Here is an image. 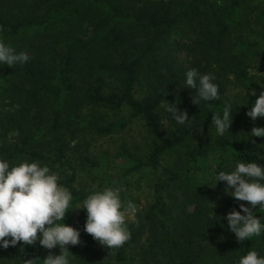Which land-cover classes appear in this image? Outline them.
I'll list each match as a JSON object with an SVG mask.
<instances>
[{
  "label": "trees",
  "instance_id": "trees-1",
  "mask_svg": "<svg viewBox=\"0 0 264 264\" xmlns=\"http://www.w3.org/2000/svg\"><path fill=\"white\" fill-rule=\"evenodd\" d=\"M1 1L11 2V0ZM131 1L140 2L139 4L147 2ZM93 2L100 7L96 12L99 14L97 17L99 29L88 40L71 35L70 29L66 27L69 20L80 17L82 12L90 13L95 8L91 0H86L87 6L83 11L78 8L83 2L67 0L46 10L39 17L34 13L17 16V14H7L0 10V40L16 51L20 52L25 47L34 45L37 39L42 38L43 32L51 35L50 44L38 45L32 49L29 54L31 63L23 67V77L32 80L31 88L27 91L30 93L27 100L43 104L44 107L51 109L52 114L46 128L30 127L27 124V116L22 112L9 114L3 129L0 130V158L6 159L10 166L27 160L28 162L40 161L42 165L47 166L69 168V174L61 178L59 183L72 192L71 207H76L89 193L81 192L76 186V169L67 159L68 143L64 138V126L66 124L70 127L77 126L82 121L81 111L86 106L91 109L128 108L131 111L128 117H120L105 126H97L96 129L99 133L108 134L122 129L132 118H142L151 128L152 148L147 158H137L126 153L132 163L121 171L123 177L142 168L152 170L161 168L167 181V185L160 183L155 185V200L146 218L151 228L158 225V230L151 234L150 241L141 249V253L147 258L144 260L147 261L140 264H221L219 257L208 259V250L222 253L231 245L234 247V255L230 263L239 261L240 257L250 250H256L264 255V234L260 237H251L248 241L241 243L228 229L227 221L224 219L234 207L240 210L239 203L249 206L248 202H237L230 195L226 197L217 195L214 202L218 205L221 214L210 215L206 207L211 191L210 184L217 182L216 173L231 170L238 162L255 161L264 164V138H251L250 135L240 133L243 125L248 127L253 121L246 113L257 97H251L247 105L232 104L231 127L234 129L232 133L218 136L213 143L190 142L189 139L194 134L211 125L213 115L223 114L225 103L220 98L208 102L201 101L198 105L193 103L192 97L184 96L177 91H170L166 97L161 79L155 77L157 70L152 65H154L156 53L162 51L160 49L162 44L168 42V37L145 45L143 51L133 59L122 61L110 59L103 50H116L119 46L124 47L130 43V34L125 31L123 22L131 20L133 16L130 13H124L122 0H93ZM152 2L159 6L162 0H152ZM199 2L205 5L207 19L219 36L224 35L232 27L244 30L253 36L252 30L241 21L242 2L240 0H230L221 5L217 1L201 0ZM185 6L178 4L176 14L168 18L164 16L165 19L160 18L155 21L157 12L153 15L145 16L144 14L143 18L147 25H158L160 21H163L166 26H169L177 21ZM142 16L135 18L142 19ZM262 17L264 18V15ZM41 27L46 30L37 33L36 30ZM254 45L259 44L254 42ZM59 47L61 50L58 49ZM242 47L232 53V60L237 59ZM257 54L259 68L264 71V46ZM145 59L148 64L145 67L148 73L144 75L149 83L148 94L138 98L134 94V87L141 78L139 69L143 67ZM7 68V64L0 66V93L12 82L15 75L14 71ZM254 74L244 62L238 64L233 71L235 80L246 88L254 84ZM107 79L116 82L115 90L106 91ZM166 101L176 103L180 110L186 111L191 123L185 125L176 123L162 106L166 104ZM163 117L172 122V127L166 129L163 126ZM88 122L89 126L95 124L91 117ZM258 127H264V117L260 119ZM15 129L18 134H8ZM3 139H8L11 146L6 148ZM253 140L255 143L252 142ZM45 144H49L50 153L38 149L40 145ZM181 145H184L181 156L172 165L161 166L162 157ZM209 174L211 177L208 181ZM216 184L221 187L226 182L221 181ZM163 189L169 192L171 197L176 196L180 191L186 194L187 199L193 203V211L187 213L184 209H180L171 217L174 218L171 221L170 203L163 200ZM71 212L72 210L68 211L65 216L64 223L67 225H70ZM254 215L264 217V209L258 207L254 210ZM81 218L86 221V212L81 214ZM187 222L194 227L198 225V231L193 237L186 236L180 242L169 236L170 231L177 229L178 226L184 228ZM128 229L131 233L130 239L123 246L111 250L117 262L135 264V258L132 254H127V248L137 244L142 234L132 225ZM95 241L90 234H87L84 238V247L89 248ZM191 248H200L202 251L192 252ZM40 250L36 243L24 245L19 242L14 247H8V255L12 260L24 264V260L41 259ZM203 250H205L204 253ZM3 252L4 248H0V264L4 261ZM51 254L59 255V246L52 249ZM69 255L71 256V252ZM38 262L40 263L39 260Z\"/></svg>",
  "mask_w": 264,
  "mask_h": 264
},
{
  "label": "rangeland",
  "instance_id": "rangeland-1",
  "mask_svg": "<svg viewBox=\"0 0 264 264\" xmlns=\"http://www.w3.org/2000/svg\"><path fill=\"white\" fill-rule=\"evenodd\" d=\"M65 1L67 0L1 1L0 10L7 14H17V16L34 13L39 17L46 10L48 11L55 5ZM73 1L83 2L78 6L81 11L87 6L86 0ZM91 1L95 8L92 7L90 13L85 14L82 12L80 17L69 20L66 27L70 29L71 35L84 40H88L99 29L97 18L99 14L96 12L100 7L93 0ZM122 1L124 13H130L133 16L131 20L123 22L124 29L130 34L131 41L124 47L119 46V49L116 50L104 49L103 53H107L108 57L114 61L130 60L141 53L145 45L158 42L163 37H168V42L162 44L160 48L162 51L156 53L153 61L154 65H152L157 70L155 77L161 79L166 97L170 91H177L190 97L195 95L196 90L185 88L184 83L185 73L192 68L197 69L200 74H213L216 77L214 82L219 86V96L223 103L231 101L232 104L247 105V101L251 97H258L260 92L264 91V71L259 68L260 62L257 54L264 46V18L262 17L264 15V0H240L242 2L241 21L252 30L253 36L236 27L230 28L224 35L219 36L217 30L207 19L205 5L199 2L201 0H162L159 6L155 5L152 0H144V3L147 1L146 4H143V2L139 4L140 2L136 3L131 0ZM207 1H217L219 5L230 2V0ZM178 4H184L186 8L184 7L181 10L175 23L169 26H166L163 21H160L158 25L146 24L147 22L143 18L144 14L145 16L147 14L153 15L157 12L158 16L155 17V21L160 18L165 19L164 16L168 18V16L171 17L176 14ZM139 15H143L142 19L135 18ZM44 30L46 29L41 27L36 31L39 33ZM254 42L259 45H254ZM50 43L51 35L43 32L42 38L37 39L34 45L27 46L20 52H26L29 55L34 47L38 45L47 46ZM241 46L243 47L237 55V59L232 60V53L241 49ZM58 49L61 50L60 47ZM16 52L19 53V51ZM242 62L246 63L250 71L255 73L253 76L254 84L249 88L239 84L233 76L236 66ZM28 63H31V61L29 60L24 65H16L13 68L8 66L7 68V70L14 71L15 75L12 82L0 93V130L3 129L7 116L17 111L27 116V124L30 127L46 128L49 125L52 117L51 109L44 107L39 102L27 100L30 95L27 91L31 88L32 80L23 77V67L30 65ZM146 66H148L147 59H145L143 67L139 69L141 78L134 87V94L138 98L148 94L149 83L144 77L148 73ZM106 83V91L116 89V82L108 81ZM130 113L131 111L128 108L96 107L91 109L86 106L81 111L82 121L77 126L70 127L67 124L64 126V138L68 143L67 159L76 169V186L81 192L91 194L94 190H102L105 187L120 190L121 199L127 209V227L132 225L142 234L137 244L130 245L127 248V254H132L135 258L134 263L140 264L147 261L144 260L147 258L141 253V249L150 241L151 234L158 230V225L151 228L146 218V214L155 200V185L157 183L167 185V181L161 168L154 170L142 168L123 177L121 171L132 163L126 153H130L137 158H147L152 148L151 128L142 118H132L122 129L108 134L99 133L96 129L97 126H105L120 117H128ZM90 117L95 122L92 126H89L90 123L88 122ZM261 118L258 117L255 121H252L248 127L243 125L240 133L249 135L251 129L259 125ZM162 122L166 129L172 127V122L169 119L163 117ZM233 130V127L230 126L226 133L230 134ZM8 134H18V131L15 129V131H10ZM217 137L215 128L210 125L205 130H200L194 134L189 141L194 144H206L213 143ZM3 142H5L4 146L6 148L11 146L8 139H3ZM38 149L50 153L49 144L40 145ZM183 150L184 145H181L166 153L161 159V166L172 165L181 156ZM48 167L58 173L60 179L70 172L67 167L56 165ZM210 177L209 174L208 181ZM226 187V184L221 187H218L214 182L210 184L211 191L206 202L210 215L221 214L214 199L217 195L228 196L229 194L225 191ZM162 195L163 200L170 203V218L180 209H184L187 213L193 211V203L187 199L188 196L183 192L180 191L176 196L171 197L169 192L163 189ZM81 203H78L76 207L80 206ZM83 212H86V210L73 209L71 212L70 226L78 229L81 233L79 244L67 246L69 252H71V264H122L115 260L112 250L102 246L98 241H95L87 249L84 247V238L87 233L84 231L86 221L81 218ZM197 226L194 227L187 222L184 228L178 226L177 229L170 231L169 236L182 242L181 239L186 236L193 237L198 231ZM35 243L41 249L42 258L40 260L51 253L52 249L42 247L39 241ZM191 251H202V249L191 248ZM232 255H234L232 245L222 253H217L212 249L208 250V259L219 257L221 264H238V260H233L235 263H230L233 259ZM2 258L4 261L1 264H21L9 257L8 248L4 249ZM39 264H42V262L40 261Z\"/></svg>",
  "mask_w": 264,
  "mask_h": 264
},
{
  "label": "clouds",
  "instance_id": "clouds-1",
  "mask_svg": "<svg viewBox=\"0 0 264 264\" xmlns=\"http://www.w3.org/2000/svg\"><path fill=\"white\" fill-rule=\"evenodd\" d=\"M30 59L26 52L17 53L0 40V66L7 64L13 68ZM185 77V88L196 90L192 96L193 103L200 105L201 101L220 99L219 86L214 82L216 77L213 74H200L192 68ZM162 106L176 123H191L189 114L180 110L176 103L166 101ZM246 115L253 121L264 117V91L260 92ZM232 119V102L229 101L225 103L222 115L212 116L211 126L218 136H223L228 132ZM249 135L251 138H264V127H253ZM252 142L255 143L254 140ZM215 179L226 182L225 191L237 202H248L249 206L239 203L240 210L234 207L224 217L237 240L243 243L264 234V217L254 215L258 207L264 209V164L238 162L231 170L216 173ZM59 181L58 173L40 161H24L10 166L6 159L0 158V248L14 247L19 242L32 245L39 241L49 250L59 246L60 254L50 253L43 260H24V264H37L38 260L42 264H71L67 246L79 244L81 236L78 229L64 223L66 213L73 209L86 210L84 231L102 246L111 250L123 246L130 239L127 209L119 189L105 187L94 190L80 206L71 207L72 192ZM238 264H264V255L250 250L240 257Z\"/></svg>",
  "mask_w": 264,
  "mask_h": 264
}]
</instances>
